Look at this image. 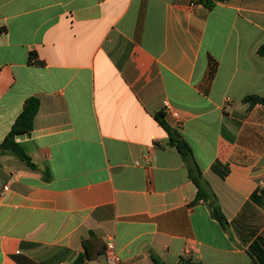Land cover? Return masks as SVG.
<instances>
[{
  "label": "crops",
  "instance_id": "1",
  "mask_svg": "<svg viewBox=\"0 0 264 264\" xmlns=\"http://www.w3.org/2000/svg\"><path fill=\"white\" fill-rule=\"evenodd\" d=\"M262 45L264 0H0V143L39 101L15 138L38 169L0 154V264H104L107 239L120 264H264Z\"/></svg>",
  "mask_w": 264,
  "mask_h": 264
},
{
  "label": "trees",
  "instance_id": "2",
  "mask_svg": "<svg viewBox=\"0 0 264 264\" xmlns=\"http://www.w3.org/2000/svg\"><path fill=\"white\" fill-rule=\"evenodd\" d=\"M223 1H227V0H199V3L204 5L206 8L210 9L216 2H223ZM257 52L260 56H264V45L260 46ZM244 101L248 103L249 106H253L255 104L264 105V99L256 96H248L244 99ZM38 109H39V101L37 99L30 98L26 100L23 105L21 113L12 124L10 131L8 132L2 143H0V154H10L34 170L38 169L37 166L32 163L30 157L27 155V153L22 148V146L15 141V138L20 134L29 133L31 131L33 119L37 114ZM157 122L163 128V130L168 134V136L170 137V144L178 150L183 161L186 164L189 179L192 181V183L195 185L197 189V194L195 197L196 201L201 200L208 208L211 217L215 221H217L221 226H225L226 220L221 212L218 201L215 195L211 192L208 184L203 180L201 173L194 162L190 147L182 139L176 140V137H178V135H175V133H173V131H171V129L166 125V123L163 120L162 114L157 116ZM104 251H105V245L102 249L103 254ZM89 257L90 256L87 252L84 256L79 257L75 262V264L81 263L83 259ZM153 261L155 262V264H164L159 262L155 258L153 259ZM177 264H200V263L194 262L192 258L188 257V258H181Z\"/></svg>",
  "mask_w": 264,
  "mask_h": 264
},
{
  "label": "built area",
  "instance_id": "3",
  "mask_svg": "<svg viewBox=\"0 0 264 264\" xmlns=\"http://www.w3.org/2000/svg\"><path fill=\"white\" fill-rule=\"evenodd\" d=\"M162 107L163 112L165 114H169L173 119L176 120L177 123L180 122L179 113L172 107V105L167 100L163 101ZM6 189L7 188H5L4 190ZM104 257V264H120L121 259L116 250L113 239H107L105 243Z\"/></svg>",
  "mask_w": 264,
  "mask_h": 264
},
{
  "label": "water",
  "instance_id": "4",
  "mask_svg": "<svg viewBox=\"0 0 264 264\" xmlns=\"http://www.w3.org/2000/svg\"><path fill=\"white\" fill-rule=\"evenodd\" d=\"M178 139H179V137H178Z\"/></svg>",
  "mask_w": 264,
  "mask_h": 264
}]
</instances>
